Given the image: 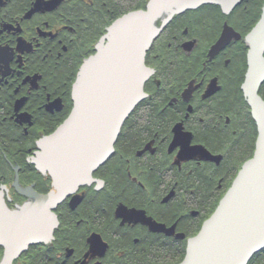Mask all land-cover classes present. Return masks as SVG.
Returning <instances> with one entry per match:
<instances>
[{
  "label": "flooded vegetation",
  "instance_id": "obj_1",
  "mask_svg": "<svg viewBox=\"0 0 264 264\" xmlns=\"http://www.w3.org/2000/svg\"><path fill=\"white\" fill-rule=\"evenodd\" d=\"M111 4L122 8L117 0H0V222L3 206L14 211L31 201L25 189L53 188L33 161L38 141L73 106L75 63L82 58L79 70L126 13L89 46ZM263 12L264 0H198L176 11L147 50L146 96L114 152L55 207L52 240L29 244L11 264L179 262L255 152L258 125L242 84L246 36ZM229 28L241 37L210 56ZM259 94L264 99V82ZM6 251L0 241V263ZM248 264H264V249Z\"/></svg>",
  "mask_w": 264,
  "mask_h": 264
},
{
  "label": "water",
  "instance_id": "obj_2",
  "mask_svg": "<svg viewBox=\"0 0 264 264\" xmlns=\"http://www.w3.org/2000/svg\"><path fill=\"white\" fill-rule=\"evenodd\" d=\"M197 5L198 0H149L146 9L130 11L108 27L97 52L78 70L70 114L38 141L33 161L52 176L53 188L47 193L25 189L31 201L18 210L3 206L0 241L7 251L0 264H11L33 242L52 240L59 223L55 207L112 155L124 121L146 96L144 85L152 71L145 57L154 38L176 11ZM239 37L229 28L209 55ZM246 42L249 66L242 88L258 125L255 152L199 232L187 240L185 256L177 264H248L264 249V99L259 94L264 82V12Z\"/></svg>",
  "mask_w": 264,
  "mask_h": 264
},
{
  "label": "trees",
  "instance_id": "obj_3",
  "mask_svg": "<svg viewBox=\"0 0 264 264\" xmlns=\"http://www.w3.org/2000/svg\"><path fill=\"white\" fill-rule=\"evenodd\" d=\"M122 8L121 9H118L116 8L115 6H113L111 4V11L106 13V18L104 19H101V23L97 24L95 23L92 27V31H95V34H94V38L91 40V42L89 43V46H92V44L94 43V41L96 39H98V37L105 31V27L107 25H109V23L116 17L120 16L121 14H123L124 12H127L128 10H131V9H134V8H140V7H145V3L147 0H117ZM104 22V23H103ZM103 23V25H102ZM102 25V27H101ZM94 33V32H93ZM86 35V34H85ZM89 52V50H88ZM88 52L86 53V55L88 54ZM82 62V58L79 59L76 63H75V66H74V70H73V76H74V79L76 77V71L78 70V67L79 65L81 64ZM63 74H61L58 78H60V80L58 81H61L63 80ZM107 168L109 166H106ZM221 195V194H220ZM218 203V198H217V201L215 202L211 212L214 210V208L216 207Z\"/></svg>",
  "mask_w": 264,
  "mask_h": 264
},
{
  "label": "bare ground",
  "instance_id": "obj_4",
  "mask_svg": "<svg viewBox=\"0 0 264 264\" xmlns=\"http://www.w3.org/2000/svg\"><path fill=\"white\" fill-rule=\"evenodd\" d=\"M262 97V96H261ZM263 98V97H262ZM256 121V120H255Z\"/></svg>",
  "mask_w": 264,
  "mask_h": 264
}]
</instances>
